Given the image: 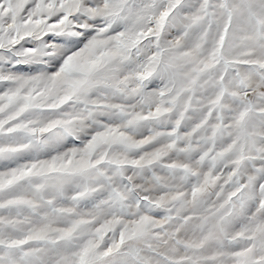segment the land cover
Segmentation results:
<instances>
[{"label":"snow or ice","instance_id":"obj_1","mask_svg":"<svg viewBox=\"0 0 264 264\" xmlns=\"http://www.w3.org/2000/svg\"><path fill=\"white\" fill-rule=\"evenodd\" d=\"M0 264H264V0H0Z\"/></svg>","mask_w":264,"mask_h":264}]
</instances>
